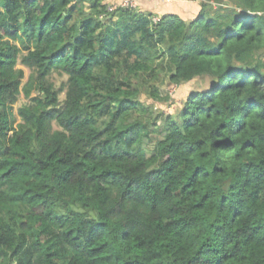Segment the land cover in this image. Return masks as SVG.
<instances>
[{
  "label": "trees",
  "instance_id": "1",
  "mask_svg": "<svg viewBox=\"0 0 264 264\" xmlns=\"http://www.w3.org/2000/svg\"><path fill=\"white\" fill-rule=\"evenodd\" d=\"M171 1L0 0V264H264V0Z\"/></svg>",
  "mask_w": 264,
  "mask_h": 264
},
{
  "label": "rangeland",
  "instance_id": "2",
  "mask_svg": "<svg viewBox=\"0 0 264 264\" xmlns=\"http://www.w3.org/2000/svg\"><path fill=\"white\" fill-rule=\"evenodd\" d=\"M171 2L173 3L172 9H177V6H180L179 3H177L176 1L172 0ZM181 2H183V0H181ZM207 6L208 8H211L213 10L218 8V5L213 2L207 3ZM181 17H183L186 20L190 19V16H183V14L181 15ZM18 67H21L24 70V74H25L24 81H25L30 71L21 65H18ZM65 79H66L65 75H59L57 73H53L50 76V80L55 84L56 87H59ZM154 84H157V88L159 89L158 97L156 98L151 97L148 94V89L145 86H139L140 88L138 95L139 100L145 106H148L153 111L154 116L155 115L157 116L158 114L167 115V114L176 113L181 107L189 91L196 88V84L194 82H189L182 86L172 85L167 79V77H165L163 74L159 77L157 83L154 82ZM34 93L35 91L32 94ZM63 97H64V92H61L60 98L62 99ZM26 100L27 99L23 96V93H21L18 100L13 105V111L15 115H16V109L19 106H21L23 103H25ZM18 120L19 118L16 116V121Z\"/></svg>",
  "mask_w": 264,
  "mask_h": 264
},
{
  "label": "built area",
  "instance_id": "3",
  "mask_svg": "<svg viewBox=\"0 0 264 264\" xmlns=\"http://www.w3.org/2000/svg\"><path fill=\"white\" fill-rule=\"evenodd\" d=\"M108 3L106 4L107 11L111 12L117 7H128V8H138V3L140 0H106ZM153 21H158V17L154 16Z\"/></svg>",
  "mask_w": 264,
  "mask_h": 264
},
{
  "label": "crops",
  "instance_id": "4",
  "mask_svg": "<svg viewBox=\"0 0 264 264\" xmlns=\"http://www.w3.org/2000/svg\"><path fill=\"white\" fill-rule=\"evenodd\" d=\"M164 1H165V0H160V2H164ZM179 1H181V0H179ZM154 2H155V1H154ZM161 4H163V3H161ZM145 6H148L149 8H151V4L146 3Z\"/></svg>",
  "mask_w": 264,
  "mask_h": 264
}]
</instances>
